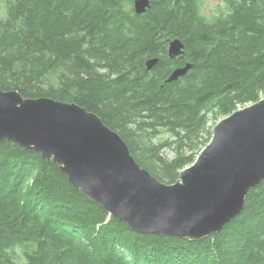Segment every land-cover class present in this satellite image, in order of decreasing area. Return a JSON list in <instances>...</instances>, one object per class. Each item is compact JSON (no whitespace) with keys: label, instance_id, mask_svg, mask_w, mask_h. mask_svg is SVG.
<instances>
[{"label":"trees","instance_id":"1","mask_svg":"<svg viewBox=\"0 0 264 264\" xmlns=\"http://www.w3.org/2000/svg\"><path fill=\"white\" fill-rule=\"evenodd\" d=\"M133 1L0 0V90L95 113L141 168L173 184L208 144L209 113L264 98V0H226L213 19L198 0H150L141 15ZM174 38L183 55L170 60ZM186 63L185 77L165 83ZM161 134L176 140L156 142ZM170 147L173 160L160 156ZM0 264H264V181L220 233L174 239L133 232L57 164L0 142Z\"/></svg>","mask_w":264,"mask_h":264},{"label":"water","instance_id":"2","mask_svg":"<svg viewBox=\"0 0 264 264\" xmlns=\"http://www.w3.org/2000/svg\"><path fill=\"white\" fill-rule=\"evenodd\" d=\"M149 7L150 0H134L137 15ZM183 49L174 38L169 58ZM158 61L148 59L146 70ZM192 67L173 69L165 83ZM0 142L57 164L74 188L133 232L201 241L237 217L249 191L264 181V98L218 121L208 144L173 184L141 168L118 133L75 103L0 90Z\"/></svg>","mask_w":264,"mask_h":264},{"label":"rangeland","instance_id":"3","mask_svg":"<svg viewBox=\"0 0 264 264\" xmlns=\"http://www.w3.org/2000/svg\"><path fill=\"white\" fill-rule=\"evenodd\" d=\"M223 8H224L223 4L219 0H199L200 13L202 16L206 17L207 19H213L215 17H218L220 15V13L223 12L222 11ZM238 109H239V107H238ZM207 118L209 120L208 124H207V128H209L210 133H212V127H213L212 125L223 119L220 116H218L216 119H214L215 117L213 115H211V113H209ZM167 138H170V140H172V141L176 140V138L173 137L171 134H161L160 137H158L155 141L156 142L157 141H164ZM187 149L188 148L185 147L183 150H185L187 152V154H189ZM160 156H163L164 158H166L168 160H173L175 157V152L170 147V148L162 150L160 153ZM188 167L189 166H187L186 168H188Z\"/></svg>","mask_w":264,"mask_h":264},{"label":"flooded vegetation","instance_id":"4","mask_svg":"<svg viewBox=\"0 0 264 264\" xmlns=\"http://www.w3.org/2000/svg\"><path fill=\"white\" fill-rule=\"evenodd\" d=\"M199 1V0H198ZM222 4H223V9H222V11H223V13H225V9H226V0H219ZM198 6H199V2H198ZM200 11V10H199Z\"/></svg>","mask_w":264,"mask_h":264},{"label":"bare ground","instance_id":"5","mask_svg":"<svg viewBox=\"0 0 264 264\" xmlns=\"http://www.w3.org/2000/svg\"><path fill=\"white\" fill-rule=\"evenodd\" d=\"M133 9H134V1H133ZM134 12H135V10H134ZM136 13V12H135ZM170 43V42H169ZM168 48H169V44H168ZM168 48H167V55H168ZM182 56V55H181ZM181 56H179V57H181ZM168 58H169V56H168ZM178 58V57H177ZM170 59V58H169ZM176 59V58H175ZM170 60H172V59H170ZM174 60V59H173ZM179 175V174H178Z\"/></svg>","mask_w":264,"mask_h":264}]
</instances>
